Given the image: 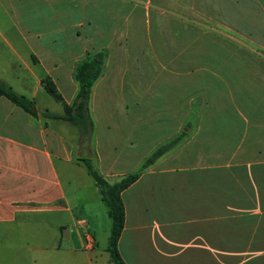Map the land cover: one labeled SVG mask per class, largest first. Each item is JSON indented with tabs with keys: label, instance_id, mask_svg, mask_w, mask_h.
Returning <instances> with one entry per match:
<instances>
[{
	"label": "crops",
	"instance_id": "1",
	"mask_svg": "<svg viewBox=\"0 0 264 264\" xmlns=\"http://www.w3.org/2000/svg\"><path fill=\"white\" fill-rule=\"evenodd\" d=\"M124 1L0 0V81L36 112L0 95V264H104L96 236L110 221L90 228L74 210L81 185L69 170L84 156L110 182L137 173L120 191L125 264H264V0H132L156 13L147 54L166 59L159 68L128 62ZM130 39L137 48L139 34ZM88 51L103 59L85 121L51 116L72 102ZM44 79L58 111L35 103ZM143 121L171 132L144 138ZM67 124L82 129L70 136Z\"/></svg>",
	"mask_w": 264,
	"mask_h": 264
},
{
	"label": "rangeland",
	"instance_id": "2",
	"mask_svg": "<svg viewBox=\"0 0 264 264\" xmlns=\"http://www.w3.org/2000/svg\"><path fill=\"white\" fill-rule=\"evenodd\" d=\"M125 3V7L129 10H131L130 12H127V18H123L122 16L119 18V22H121V24H125V30L127 29L128 33H127V38L125 40L124 38V44L123 47L126 49V51L128 52V62H131V64L133 65V62H137L139 63L141 59H143V62H149L152 63L153 66L155 67H161V65H166L167 66V61L166 59L163 58H159V59H151L150 55L147 53H150V47H151V40H152V35L153 33H155V28H153V22H154V15H156L154 9L151 7V5L149 6V9L146 10L143 8L142 3L141 2H133L132 0H126L124 1ZM112 5H114V3H112ZM146 19H148V26H146ZM132 32L138 33L139 34V40H138V44H137V48H134V43L131 41L130 39V35H132ZM142 51V52H141ZM139 52V53H138ZM142 54V56L140 55ZM135 57V58H134ZM169 91V90H168ZM169 93V92H168ZM26 95V94H24ZM27 96V95H26ZM160 99V97L158 98V100ZM32 101L34 102V100L32 99ZM35 103L38 104V106H40L41 108H47L50 111H58L60 110V105L57 101H55L50 95H48L45 91L41 90L37 93V96L35 98ZM117 109V108H116ZM160 114H162L160 112ZM159 118V117H158ZM50 125V124H49ZM67 126H69L68 130L66 131V134L73 136L76 134V131L78 132L80 129H82L81 125H72V124H67ZM102 126L103 124H100V130L98 135H102ZM143 131H144V138H150L152 136H158L159 137H163V135H166L167 133H170L171 130L170 128H167L165 126L162 127V123H144L143 121ZM50 127V126H49ZM109 130L111 132L113 139V142H115L116 145V150L119 149V156L122 155L121 150V146L123 143L122 137H120V134H118V124H110L109 125ZM101 139L99 140V142L101 143ZM80 150H83V155H86L87 152V138L84 136L82 141H80ZM127 143V141H126ZM142 143V142H141ZM123 148V146H122ZM115 150V152H116ZM85 157V156H84ZM92 164L96 167V165L94 164V157H92L91 159ZM54 164L57 165V161L55 159H53ZM97 168V167H96ZM69 173H72L74 175L75 178H73V180H77V182H79V184L81 185L78 190V206H76V208H74V210H76V216L77 217H84L86 218V221L89 225V227L91 228L93 225V222H98V224H100L102 226V223L104 222V220L107 221L108 225H109V221L110 218L107 215V209H106V205L104 204V202L101 199H97L95 200L96 203H94V199H92V195L95 192H91L92 191V186L89 187L88 184H92L94 181L92 179V177L85 171L83 165H76L74 167V170L72 171L71 169L69 170ZM62 177L65 176V174L69 177L70 174H68V172H66L64 170V172H62ZM118 176H114L112 177H108V179L114 180V179H118ZM70 178V177H69ZM64 179V177H63ZM68 185V192L71 191L72 187L74 186V182L70 185V184H66ZM91 190L89 192V189ZM94 191V190H93ZM77 204V203H76ZM83 205V209L81 208V206ZM78 208V209H77ZM101 208V210H100ZM32 214V219L31 221L34 222L35 219L34 218H38L39 216L41 217L42 214L41 213H31ZM55 212H49L47 217L48 218H53L55 219L56 215ZM96 214V216H95ZM79 229H81V226H79ZM108 234H109V228H105V230H102V228H99L98 233H97V245L96 247L101 249L103 260H101V263L104 262V264H113V262L109 259L108 257V252H103L104 247L106 246L107 243V238H108Z\"/></svg>",
	"mask_w": 264,
	"mask_h": 264
},
{
	"label": "trees",
	"instance_id": "3",
	"mask_svg": "<svg viewBox=\"0 0 264 264\" xmlns=\"http://www.w3.org/2000/svg\"><path fill=\"white\" fill-rule=\"evenodd\" d=\"M102 59L103 51H88L75 63L72 70V77L77 83V89L73 100L70 104L63 103V114L51 113V116L63 117L74 123L85 121L90 86L101 71ZM43 88L52 98L61 100V96L51 80L44 79ZM0 95H4L30 114H36L31 98L14 91L9 85H6L2 81H0ZM173 141L174 139H171L157 145L144 159V163L151 162L155 157L166 150ZM77 159L82 163L86 172L92 177L94 184L97 186L100 199L107 208V213L110 218V228L105 249L108 252V257L113 264H125L117 249V239L123 224L124 214L120 191L136 177L137 173L128 172L119 179L110 182L106 180L92 164L89 157H80Z\"/></svg>",
	"mask_w": 264,
	"mask_h": 264
},
{
	"label": "built area",
	"instance_id": "4",
	"mask_svg": "<svg viewBox=\"0 0 264 264\" xmlns=\"http://www.w3.org/2000/svg\"><path fill=\"white\" fill-rule=\"evenodd\" d=\"M78 223H83V220H78ZM87 239L90 241V237H87ZM87 246H88V242H87Z\"/></svg>",
	"mask_w": 264,
	"mask_h": 264
}]
</instances>
